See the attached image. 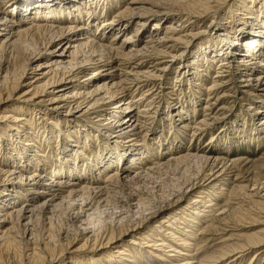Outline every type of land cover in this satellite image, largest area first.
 Returning a JSON list of instances; mask_svg holds the SVG:
<instances>
[{
  "label": "bare ground",
  "instance_id": "obj_1",
  "mask_svg": "<svg viewBox=\"0 0 264 264\" xmlns=\"http://www.w3.org/2000/svg\"><path fill=\"white\" fill-rule=\"evenodd\" d=\"M120 1L0 0V104L15 100L24 105L15 106L17 113L25 108L24 114L17 116L0 115V122L5 123L0 126V149H10L8 153L0 150V264H64L63 259L85 249L99 250L100 256L109 249L107 264L116 260L117 264L121 260L125 262L122 264H146L145 258L140 259L145 254L165 263L152 250L173 253L168 256L175 261L172 264H217L226 258V264H236L244 251L257 249L252 257L260 256L259 264H264V234L247 238L245 243L219 242L209 255L199 256L202 244L213 241L211 236L220 231L218 225L225 220L210 218L211 212L228 208L232 192H240L243 199L259 198L243 212L246 216L261 214L264 219V194L259 196V189L264 192V182L253 181L255 190H248L249 185L234 186L227 192L225 206L219 209L212 197L222 193L231 180L225 179L229 173L226 165L234 166L239 160L229 161L211 151L193 152L182 147L183 136L188 135L190 142L196 134L215 126L224 108L213 110L225 96L233 98L240 92L246 95L244 98H251L244 112L252 116L264 112L260 111L264 108V0H240L237 6L244 13L234 15L241 18L223 19V24L219 19L213 24L212 20L213 25L203 32L195 30L198 20L215 14L228 0H130L128 7L108 18L105 10L118 6ZM256 3H260L257 8ZM8 4L14 11L7 10ZM173 12L180 16L178 22L169 18ZM150 17L159 21L153 20L146 29ZM130 22L135 23L132 30ZM250 27L257 29L245 32ZM110 32L113 34L108 41L106 34ZM202 34L206 46L195 47L192 55L183 58L189 44ZM11 53L17 62L12 66L6 60ZM174 68L176 73L182 71L173 82L180 84L183 79L181 85L186 82L194 87L190 90L193 105L189 111L188 103L185 109L184 103H168L163 111L167 116L181 118L185 114L189 118H181L177 129L169 121L175 127L173 132L154 141L149 122L155 119V112L150 107L153 99L149 94L161 92L155 89L154 82L163 81L166 71ZM211 69L214 74L208 85ZM149 82L152 88L134 98L133 94ZM200 87L208 99L214 92L223 93H215V103L205 99L202 114L197 116L195 101ZM130 88H134L133 93L128 92ZM48 110L55 114L53 120H39ZM61 121L65 129L73 124L84 134V143H79L77 135L76 140L70 134L64 135L58 126ZM46 124L53 125L54 130ZM240 127L243 137L255 140L260 133L264 135V118L254 127L250 123ZM49 132L55 137L51 139ZM39 137L48 148L46 154L35 148ZM95 139L98 145L91 146ZM52 141L56 144L51 146ZM152 144L158 146L157 153L152 154ZM162 145L163 156L159 152ZM166 155L168 159L164 160ZM245 164L259 171L264 160ZM162 170L171 171L173 176L166 193L150 197L151 201L142 192L134 191L120 200L117 187L132 186L142 176ZM189 194L192 197L182 209L164 212ZM238 208L229 212L230 208L228 214L222 215L238 221L239 210L243 209ZM63 209L69 211V226L74 229H68H73V238L69 240L67 229L60 231L56 247L47 233L63 224L57 219ZM108 212L113 218L110 230L100 231V219L110 215ZM151 218L156 220L150 229L118 244ZM201 218L205 226H199ZM40 227H48L42 242L37 233ZM156 228L159 230L154 231ZM195 240L197 243L191 245L190 241ZM15 243L22 247L12 253ZM136 246L137 250L132 249ZM68 262L81 264L78 256Z\"/></svg>",
  "mask_w": 264,
  "mask_h": 264
},
{
  "label": "rangeland",
  "instance_id": "obj_2",
  "mask_svg": "<svg viewBox=\"0 0 264 264\" xmlns=\"http://www.w3.org/2000/svg\"><path fill=\"white\" fill-rule=\"evenodd\" d=\"M128 1H130V0H121L120 4H118V6H116V7L115 6H111L109 9H106L105 13H106L107 17L111 18L112 16H114V14H116V12H119V11L123 10L124 8L128 7ZM239 1L240 0H228L226 2L227 4H225V6H222L221 8H219L218 11L215 12V14L214 13H209V14L205 15V17L203 19H199L198 22L195 24V30L203 32L205 27L210 26L213 23V21H214L213 24L217 23L218 19L220 20L219 23L223 24V22L221 21L223 19L229 20V19L234 18V17L241 18L242 15H234L237 12L240 13V14L244 13L243 10L241 8H238V6H237ZM12 2H14V1H11L10 3H12ZM258 5L256 3L255 7L257 8ZM8 6H9V4L6 7H8ZM256 8L254 9V11L256 10ZM12 9H13L12 5H11V7L7 8V10H9V11L12 10ZM12 11H14V10H12ZM174 13L175 12L170 13L168 16H169L170 19L178 22L180 16L176 15ZM153 20L159 21V18L156 19L154 17H150L149 20L146 22V27H145L146 29L151 27V22H154ZM128 27H129V30L134 29L135 23L134 22H130L128 24ZM255 28L257 29V27H255ZM256 29L250 27V28L246 29L245 32L252 33V31L254 32ZM129 30H128V32H129ZM128 32H126V34H125L126 37L129 36ZM112 34H113L112 32L106 34L108 41L112 38L111 37ZM206 34H208L207 36H209L210 31L208 33H206ZM204 36L205 35H203V34L200 35L198 38H196L195 40H193L189 44V47L186 50L187 51V53H186L187 55L185 57H183V58H187L190 55H192L191 52L194 50L195 47H198V48L201 49V48H204L206 46L207 41H205V39H204L205 37ZM144 37H145V35L140 36L141 40H143ZM201 39L202 40L204 39V40L202 42H200ZM10 55L7 57L6 60L9 62L10 66H12L13 64H15L17 62L14 59L15 58V54L13 53L11 58H10ZM177 65L178 64H175L174 67L176 68ZM214 67H215V65L213 66V68ZM175 68L172 69V71H170V72L166 71V75L163 76V78H164L163 81L160 80L158 82L157 81L154 82V85L156 83L155 89L158 87L159 91H161V92L157 93V94L153 93L154 95H150L149 94V97H150L151 100L153 99V104H154V105L152 104L150 107H151V109L154 108L153 110L155 112L153 114L155 119L149 122V124L151 123L149 125V127H152V130H153V132L155 134V136L152 137V138H154L153 139L154 141L155 140L158 141L161 137H167V135L169 133H172L176 126L177 127L180 126V119L181 118H183V119L189 118V116H187L185 114H183L181 118H178L177 116L173 117L175 114L174 115L172 114L171 117L169 115L167 116V113H165L163 111H164V108L166 109V107H167L166 105L168 103H170V104L171 103H177V102L184 103V105H185V107L183 105L184 109L187 107L186 104L188 103L187 104L188 108L190 107L189 111L191 110V105H193L192 101L194 100L193 99L194 97H192V95H190L191 94L190 90L193 91L194 87L190 86V85H187L186 82L184 83V85H186V86L181 85V82H183V79H180V84L178 82L177 83L173 82L174 76L175 77H176V75L179 76V74L182 71V70H180L178 73H176L175 72ZM213 74H214L213 69H211L210 72H209V76L207 78V81H206L208 83H206V84L209 85V83H210V81H209L210 79L209 78L213 77ZM150 84H152V83L149 82L146 85H144L143 88H141L142 90H139L138 93L136 91L133 94V97L135 98L138 95L140 96L141 93H145L146 91H149L152 88V86H153V84L151 86H150ZM227 88H229V86ZM203 90L204 89H201V87L199 88L200 94H198V98L195 101L196 102V106H197L196 109L198 110L197 111V116H200L202 114L201 108L205 105L204 104L205 99L209 100V103H213L216 100L215 93L217 94V92H218V91L214 92L212 94V96H213L212 99H208L207 95L205 94V92ZM224 90L226 91L227 89H224ZM23 91L24 90L22 89L19 92L21 93ZM133 91H134V88L128 89L129 93H133ZM222 93H223V91H221L220 93L218 92V94H220V95H222ZM243 95L244 94H241L239 92V93L236 94V97H233V98H229V97L225 96L224 99L226 100V102H225V100H221L219 102L218 107H214L213 106L215 108L213 110L214 112L217 111V108L218 109L221 108V106H222V108L225 109V110L221 109L220 112L224 111V113L222 114L221 118L217 121V123L215 124L214 127H211L210 129L204 131L202 134H196L195 133L196 136L190 142H189V139H188L189 138L188 135L183 136L184 138H182V139H184L182 147L193 149V152L195 150H196L195 152H199L200 150H207V151H211V152L215 153L216 155H218V157H220L222 159H225V160H227V159L228 160L230 159L229 161H232V159L233 160H239V162L236 165H234V166H231L230 163H228L226 165L227 168H228V172L229 173H227V176H225V179L227 177L228 178L230 177L231 180L228 182L227 187H224L225 190L222 193H221V191H219L221 194L219 193V194H216V196L212 197L213 198V202L212 203L218 204L217 207H219V209L222 206H225L224 202L228 198V196H227L228 193L227 192L232 190L234 188V186H243V185H247L248 186L249 185V189L248 190H255V188L252 187V183H254L255 181L259 182V184L264 182V172H263L264 168H262L264 166H262L259 171H252V169L247 168L249 165L246 166V164H245V163H249V162H258V161L260 162V161L264 160V135L262 133H260V135L258 136L257 139L251 141L250 139L246 138L245 136L243 137L242 133L240 132V129H241L240 126L243 123H245L247 125L250 123L251 127H254L255 125H258V121L261 120L262 118H264V112H262V113L259 112V113H257L256 116H252V114L249 113V112L248 113L244 112L243 109L245 110L247 108L245 106L249 103V99H251V98H244ZM244 96H246V95H244ZM178 99H179V101H178ZM225 103H227V104H225ZM11 104H15V105L11 106ZM17 104L18 105L19 104L22 105L23 103H21L20 101L13 100V101H8L6 103L0 104V110H2L3 108L6 110V111H4L2 113L0 111V115L1 114L2 115L6 114V115L17 116V114H19V115L20 114H24L23 113L24 112L23 109H25L24 107H23L21 113H17V111L15 109V106ZM178 105H179V103H178ZM22 106H24V105H22ZM263 107H264V105H263ZM263 110H264V108L262 110H260V111H263ZM151 112H153V111H151ZM176 112H177V110H176ZM27 114L29 115V113H27ZM40 115H42V114H40ZM190 115L192 116V112L190 113ZM53 117H55V114L51 113L48 110V112L47 111L45 113L43 112V116L39 120H41L42 122H45L47 119L53 120ZM33 120L34 119H32V121ZM41 121H39V123ZM169 121L170 122H174L175 127H173V125L170 126L168 124ZM163 124H164V126L166 124V126L162 129L161 127H162ZM4 125H5V123L0 122V126H4ZM44 126L48 127L49 129L54 130V127L51 124L50 125L46 124ZM58 126L60 127L59 130L60 131L62 130L64 135L70 134V136H72V140H76L77 138L80 137L79 143H81V144L84 143V136H83L84 134L79 133L77 131V128L75 126H73V124L70 125L71 127L65 129V125H64L63 121H61L60 124H58ZM167 127H169V128H167ZM177 127H176V129H177ZM159 133H161V135ZM48 134H50L51 139H52V137H55V136H53V133L49 132ZM214 134H215V136L213 137V140L210 141L211 135H214ZM218 134L222 135V137L218 136ZM76 135H77V138H75ZM225 135L226 136L228 135L229 139L228 138L224 139ZM148 137L151 138V136H148ZM92 138H94V137H92ZM42 140H43V137H39L38 138V141H39L40 144L39 143L35 144V146H36L35 148H37V150H39L42 154H43V152H45V154H46V152L48 151V148L45 149L46 147L44 146V141H42ZM96 141H97L96 139L94 141H92L91 146H97L98 143ZM150 141L151 140H149V142ZM54 144H56V142L54 143V141H52L51 146L54 145ZM162 147L164 148V145H162L160 147V149H159V152L162 151V155L161 156L164 155ZM35 148H33V149H35ZM152 148L154 149V150L152 149V154L153 153H157L158 146L155 145V144L154 145L152 144ZM0 150H2L3 152L6 151L7 153L10 151L9 147H7L6 149H0ZM39 151H38V153H40ZM12 154L14 155L15 152H13ZM166 156L167 157H165L164 160L168 159V155H166ZM0 159H2V158L0 157ZM240 159H242L243 161L240 160ZM84 163H87V162H84ZM33 169L34 168H32V170ZM131 171H133V168H132ZM256 176H257V179H256ZM172 182H173V176H172L171 171H169V170L166 171V172H164V170H162L160 172L154 171V172H151V173H149V174H147L145 176H142L137 181H135L134 184L133 183L130 184L132 186H129V185L127 186L126 185V186L117 187L116 188V192H118V194H119L118 196L119 197H122V198H120L121 201L123 199H125V196H128L130 193L131 194H135L136 192L137 193L138 192H140V193L142 192L143 195L148 198V200H151L150 197L155 198V197H159L158 195H163V193H166L168 191V189H170L169 186H171L170 184H172ZM164 187H166L167 190ZM261 189H259L260 190L259 192H261V194H259L260 197L263 196V194H264V192H262ZM134 191H135V193H134ZM146 197H144V198H146ZM191 197H192V195L189 194L186 198L181 199L176 205H174L170 209L165 210L164 212H170L171 210H175V209H179V208L182 209V207L185 206V204H187V199H189ZM229 201H230L229 202L230 204H229L228 208H222L224 210L220 209V211H218V212H213V213L211 212V214L213 216H210V218L212 217V219H215V218L218 219V217H219V219L225 218V220L223 222L219 223V225H218L220 231L214 233V235L211 236L210 239L213 240V241L210 242V240H209V243L205 242L204 244H202L203 247L199 251V256L201 258L209 255L210 252L213 250L212 247L213 246H217L216 244H218L219 242H224V243H228V244H234V243L239 242L240 240H242L241 242L245 243V242H247L246 241L247 238L260 237L261 235L264 234V219L261 217L262 215L261 214L260 215L256 214L257 216L256 215L253 216V215L250 214L251 216L250 215L246 216L245 213L243 212L244 209L249 208L251 206L250 205L251 202H258L259 198H251L250 200L243 199L242 198V194L240 192H232V196L229 199ZM263 204L264 203L262 202V204H261L262 210H263L262 212L264 213ZM119 205H120V202H119ZM239 206H241V208H243V209L239 210V214H238L239 220L238 221L232 220L231 216H226V214H228L231 210H238ZM217 209L218 208H215V210H217ZM212 210L214 211V209H212ZM227 210H229V212L226 213ZM63 211H64V209H63ZM222 212L226 213V214H224L225 216L222 215ZM63 213H65V215ZM62 214L60 215L61 217L57 218V219L60 221L59 223L63 222L64 225L61 224L60 227L59 226L58 227L55 226L53 229H51L47 233L49 235L51 241H52L51 245L56 246V247L59 244L58 241H56V239H57L58 233H60V231H65V232L69 231L68 232L69 233V240H72V238H73V234H71V233L74 232L73 231L74 227L73 226H69V224H70V222L68 220L69 216H70L69 215V211L68 210L66 211V209H65V211L62 212ZM110 215H107V216L104 215L103 216L104 218L101 217L100 220H101L102 224L99 222L98 225H100V226H98L99 227V228H97L98 230H100V231L101 230L102 231L106 230V231L109 232L110 226H111V222H112V219H113L112 215H111V217H110ZM156 218H158V216ZM155 220H156L155 218L149 219L147 223H145L142 226H140L139 229H137L135 232L132 231L134 233L130 232L128 235L124 236L123 240L121 242H119L118 244H125L126 240L129 239L133 234H138L140 232H144V231L150 229L151 226H153ZM198 220H200V218H198ZM201 221L202 222H200L199 226H201V224L204 223V220H202V218H201ZM206 221H209V219H206L205 222ZM163 226H165V225H163ZM199 226H197V229H198ZM203 226H205V225L203 224ZM69 227H71V228L73 227V229L71 230L72 232H70V230L68 229ZM45 228L46 227H40V229H38V232H37L38 233V240H40L41 242H42V240L44 238L47 237L46 231H44ZM47 228H46V230H47ZM66 229H67V231H66ZM158 230L159 229L156 228L154 231H158ZM187 230L190 231L189 229H187ZM194 230H196V229H194ZM261 232H263V233L261 234ZM156 234L159 235V233H156ZM175 236H179V239L183 238V237H181V235H178V234H176ZM206 237H208V236H206ZM166 243L170 244V246L172 245V243H169V241L167 242V240H166ZM193 243L196 244L197 240L190 241L191 245ZM21 247H22V245L19 246V243H15L12 253H14L16 248H21ZM213 248H216V247H213ZM132 249H136L137 250L138 248L136 246V248L134 247ZM180 249L181 248H177L178 251H180ZM262 249H264V247H262ZM163 250H166V249H163ZM108 251H109V249H105L102 252V256H100V251L99 250L90 251V249H85L83 251L76 252L75 254L69 256L66 260L63 259L62 263L66 264L68 259L71 260V258H74V257L78 256V263H81V264H107L108 263V258L110 257L109 254L108 255L106 254V252H108ZM256 251H257V249H254V250H252V251H250L248 253L246 251H244L245 253L242 254V258L236 264H248V263L249 264H259L260 263L259 262L260 256H258L257 259L255 257H252L253 253L256 252ZM152 252H154L155 254L160 255L161 257H163L166 260L165 263H160L157 259H155L153 257H149L147 254H145V257H140V259L145 258L146 264H172L173 262L175 263V261L173 259H170L168 257L169 255L173 254L171 252L164 253L165 255L163 253H161L159 251L157 252L155 250H152ZM181 252H183V251H181ZM103 255H105L107 257L105 258V257H103ZM174 258H178L177 254H174ZM94 260H101V261L100 262H95ZM177 260H180V259H177ZM228 260H229V258H226L224 261H221V262H219L217 264H226L225 262H227ZM117 261L118 260L113 261L112 264H117ZM121 261H120L119 264L125 263V262H123V261L121 262ZM69 264H72V263L70 262ZM138 264H144V263L139 261Z\"/></svg>",
  "mask_w": 264,
  "mask_h": 264
}]
</instances>
